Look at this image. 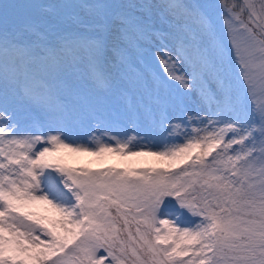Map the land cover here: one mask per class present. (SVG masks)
I'll list each match as a JSON object with an SVG mask.
<instances>
[{
	"label": "snow or ice",
	"instance_id": "snow-or-ice-1",
	"mask_svg": "<svg viewBox=\"0 0 264 264\" xmlns=\"http://www.w3.org/2000/svg\"><path fill=\"white\" fill-rule=\"evenodd\" d=\"M0 264H264V0H0Z\"/></svg>",
	"mask_w": 264,
	"mask_h": 264
}]
</instances>
